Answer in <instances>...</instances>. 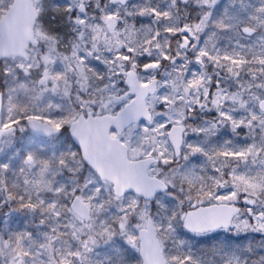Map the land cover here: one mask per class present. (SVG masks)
Masks as SVG:
<instances>
[{
  "label": "snow or ice",
  "instance_id": "1",
  "mask_svg": "<svg viewBox=\"0 0 264 264\" xmlns=\"http://www.w3.org/2000/svg\"><path fill=\"white\" fill-rule=\"evenodd\" d=\"M0 264H264V0H0Z\"/></svg>",
  "mask_w": 264,
  "mask_h": 264
}]
</instances>
